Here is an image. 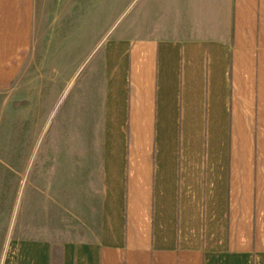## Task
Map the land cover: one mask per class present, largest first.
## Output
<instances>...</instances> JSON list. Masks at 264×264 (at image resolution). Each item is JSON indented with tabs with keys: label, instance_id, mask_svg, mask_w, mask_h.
<instances>
[{
	"label": "crops",
	"instance_id": "0c3cea01",
	"mask_svg": "<svg viewBox=\"0 0 264 264\" xmlns=\"http://www.w3.org/2000/svg\"><path fill=\"white\" fill-rule=\"evenodd\" d=\"M156 1L164 24L104 39L99 87L92 72L59 109L46 148L62 229L16 250L6 218L0 264H264V0ZM41 3L0 0L6 141ZM33 88H23L25 142L39 120L47 128L43 86Z\"/></svg>",
	"mask_w": 264,
	"mask_h": 264
},
{
	"label": "rangeland",
	"instance_id": "374dc122",
	"mask_svg": "<svg viewBox=\"0 0 264 264\" xmlns=\"http://www.w3.org/2000/svg\"><path fill=\"white\" fill-rule=\"evenodd\" d=\"M151 1L63 0L61 4L60 0H42L41 7L45 15L37 20L33 36L35 61L30 70L27 68V83H24L26 66L21 64L12 84L15 113L9 117L11 135L7 141L0 113V190L4 189V195H1L4 211H0V223L5 224L7 218L4 240L14 236L16 250L23 240L51 238L57 230L62 229L56 224L62 222V217L66 218V212L62 210L65 201L61 200L64 196L55 195L54 190L49 188L53 184V177L48 178L49 174H54L59 163L53 154L47 156L46 148L48 142H53L51 137L57 114L92 72L91 81H96L97 85L101 81L98 60L101 58L104 39L113 36L141 37L150 33L154 29L152 26L164 24L165 14L162 12L161 17V9L151 12ZM159 1L155 3L157 9L161 4ZM60 5L63 15L59 12ZM39 74L44 83H39ZM29 75L33 77L31 83ZM56 76L58 79L55 84ZM65 79L68 87L62 95L65 92L67 95L61 101L60 90L66 87L61 80ZM24 84L32 85V88L34 86V91H38L40 84L43 86V107L48 115L47 128H41L39 120L31 142H25L24 137ZM97 85L96 90L99 87ZM83 101H80V105L86 106ZM2 106L0 100V108ZM65 198L69 207L71 198ZM3 229L0 226V233Z\"/></svg>",
	"mask_w": 264,
	"mask_h": 264
}]
</instances>
